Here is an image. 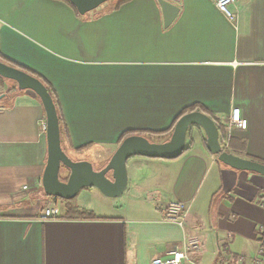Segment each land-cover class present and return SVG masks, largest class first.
<instances>
[{
  "label": "crops",
  "instance_id": "0c3cea01",
  "mask_svg": "<svg viewBox=\"0 0 264 264\" xmlns=\"http://www.w3.org/2000/svg\"><path fill=\"white\" fill-rule=\"evenodd\" d=\"M217 1L179 0L176 18L165 25L158 0L85 14L66 0H0V53L53 85L71 143L91 144L69 152L110 148L105 164L124 131L167 129L199 104L226 125L231 142L223 147L264 160V0H236L235 19ZM2 93L0 264H151L184 248L185 236L201 244L182 264L239 255L251 264L264 224V176L220 161L201 126L189 130V149L177 158L130 157L124 198L85 187L77 200L63 202L59 217L47 218L44 209L58 200L42 185L43 104L11 79ZM234 107L246 129L229 125ZM175 201L187 203L183 225L165 216ZM73 205L100 217L64 216Z\"/></svg>",
  "mask_w": 264,
  "mask_h": 264
},
{
  "label": "water",
  "instance_id": "95a60500",
  "mask_svg": "<svg viewBox=\"0 0 264 264\" xmlns=\"http://www.w3.org/2000/svg\"><path fill=\"white\" fill-rule=\"evenodd\" d=\"M80 14L96 9L110 0H69ZM164 12L165 25H169L177 16L179 0H158ZM0 75L14 80L19 89H31L41 99L47 122L48 156L42 176V185L47 195L71 200L85 187H96L104 195L116 197L122 194L128 184L127 161L134 155L153 158L174 159L186 149L189 130L201 126L206 134L209 150L218 156L224 164L237 170H246L264 176V163L243 157L225 149L220 142V132L215 120L208 114L194 110L182 115L176 122L172 134L164 141H151L142 134L125 137L110 159L99 167L90 160H74L63 148L60 120L56 103L46 84L28 71L0 59ZM0 94V99L4 97ZM67 170L66 179H62L61 168Z\"/></svg>",
  "mask_w": 264,
  "mask_h": 264
},
{
  "label": "built area",
  "instance_id": "2783aa9c",
  "mask_svg": "<svg viewBox=\"0 0 264 264\" xmlns=\"http://www.w3.org/2000/svg\"><path fill=\"white\" fill-rule=\"evenodd\" d=\"M236 0H218V8L229 18L235 19L237 12L232 11L230 6ZM229 125L237 126L240 129H246L248 121L241 114L239 107H234L229 116ZM43 131L47 129L46 119L41 121ZM264 205V198L260 201ZM187 211V203L184 201H175L168 204L164 213L166 218L177 221L180 225L184 224L185 214ZM43 216L47 218H56L60 216V208L57 205H52L44 209ZM258 246L256 253L251 257V264H264V224L259 226L258 231ZM200 239L198 237L187 238L185 236L184 248H173L165 256H156L151 261V264H182L188 259L190 250H197L200 247ZM244 256H237L226 260H220L218 264H245Z\"/></svg>",
  "mask_w": 264,
  "mask_h": 264
},
{
  "label": "trees",
  "instance_id": "16d2710c",
  "mask_svg": "<svg viewBox=\"0 0 264 264\" xmlns=\"http://www.w3.org/2000/svg\"><path fill=\"white\" fill-rule=\"evenodd\" d=\"M66 1H68L74 8H76L75 5L71 1H69V0H66ZM126 1H128V0H116L115 7L116 8L119 7L122 3L126 2ZM0 59L3 60V61H5V62H7V63H9V64H12L14 66H17L19 68H22V69L28 71L29 73H31V74L37 76L38 78H40L46 84V86L48 87L49 91L51 92V94L53 96V99H54V101L56 103V106H57L59 120H60L61 141H62V146H63V148L66 151H68V149H73V150H75L77 152H82V151L88 149L91 146V144H85V145L77 146L76 147V146H73V144L71 143L69 130H68V127H67V124H66V121H65V117H64V114H63V111H62V107H61L59 98H58V94H57L55 88L53 87V85L48 80H46L44 77H42L37 72H34V71H32V70H30V69H28V68H26V67H24L22 65H19V64L10 62L1 53H0ZM5 80H6V78H4L3 76L0 75V85L4 86ZM11 90L12 89H8L7 94H10L11 93ZM194 110L202 111V112L208 114L209 116H211L215 120V122H216V124H217V126L219 128V132H220V142H223V143L226 142L227 144L231 142V138L228 135L226 125H224L217 116H215L213 113L209 112L202 105L192 104V105L184 108L178 114V116L174 119L172 125L169 128L164 129V130H150V129H147V130H139V129H136V130H126V131H124L121 134V136L119 138V143H121L122 140L125 137H127L129 135H132V134H142V135H145L151 141H155V139H154L155 137L156 138H160L161 141L162 140L163 141L164 140H167L170 137V135L172 134V131H173L174 126H175L176 122L178 121V119L182 115H184L185 113L190 112V111H194ZM224 147H225V149L227 148L226 146H224ZM187 149H189V145L186 146V149L185 150H187ZM254 159L264 163V160H260V159H256V158H254ZM62 179H66V176H64V177L62 176ZM262 192H260V196H261V193ZM54 198H56V197H54ZM263 198H264V192H263V195H262L261 199H263ZM56 199H59V198H56ZM63 200H65V199H63ZM70 201H72V199L71 200H66L67 203L70 202ZM66 211L67 212L64 215L66 217L67 216H70V215H75L77 217H84V218H97V217H100V216L96 215L94 212H92L90 210H85L83 208H80L77 205H75V206L74 205L73 206H68ZM75 216H73V217H75Z\"/></svg>",
  "mask_w": 264,
  "mask_h": 264
},
{
  "label": "rangeland",
  "instance_id": "374dc122",
  "mask_svg": "<svg viewBox=\"0 0 264 264\" xmlns=\"http://www.w3.org/2000/svg\"><path fill=\"white\" fill-rule=\"evenodd\" d=\"M116 2V0H110V1H107V2H105V3H103V4H101L100 6H105V5H109V4H114ZM189 135V134H188ZM158 139H160V138H158ZM118 147V146H117ZM117 147L116 148H114V151H113V153L115 152V150L117 149ZM101 150V149H100ZM110 151H111V149L110 148H108V149H104V150H101L100 151V153L98 154V155H93V154H86V153H73V152H69L68 154L70 155V157L71 158H73L74 160H81V159H86V160H90V161H92L93 163H94V165H95V167H99V166H101L100 164H102V162H105L104 161V159H105V155H107L108 153H110ZM112 153V154H113ZM110 159V158H109ZM66 174H67V170H66V168L65 167H62L61 168V176H66ZM87 188H89V187H87ZM85 190V189H84ZM129 191L128 190H125L122 194H120V195H118V196H116V197H114V198H118V197H120V198H124L126 195H128L129 193H128ZM79 195H77L75 198H73L74 200H77V198H79L78 197ZM72 199V200H73ZM58 200V203H57V206L60 208L61 206H62V204H63V202H66V200H63V199H61V198H59V199H57ZM254 256V255H253ZM251 259V258H250ZM249 264V263H248Z\"/></svg>",
  "mask_w": 264,
  "mask_h": 264
},
{
  "label": "flooded vegetation",
  "instance_id": "af4514ba",
  "mask_svg": "<svg viewBox=\"0 0 264 264\" xmlns=\"http://www.w3.org/2000/svg\"><path fill=\"white\" fill-rule=\"evenodd\" d=\"M226 149H228V148H226Z\"/></svg>",
  "mask_w": 264,
  "mask_h": 264
}]
</instances>
